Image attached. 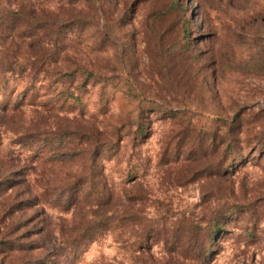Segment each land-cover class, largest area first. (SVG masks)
<instances>
[{
	"label": "rangeland",
	"instance_id": "rangeland-1",
	"mask_svg": "<svg viewBox=\"0 0 264 264\" xmlns=\"http://www.w3.org/2000/svg\"><path fill=\"white\" fill-rule=\"evenodd\" d=\"M17 1L33 13L0 10V152L44 133L27 174L48 259L264 264V0Z\"/></svg>",
	"mask_w": 264,
	"mask_h": 264
},
{
	"label": "trees",
	"instance_id": "trees-1",
	"mask_svg": "<svg viewBox=\"0 0 264 264\" xmlns=\"http://www.w3.org/2000/svg\"><path fill=\"white\" fill-rule=\"evenodd\" d=\"M6 1V5H0V10L4 14L16 16L17 12L21 10H27L29 16L33 13V7L28 2L12 0L14 7H11L9 4L11 1ZM31 32L37 37L35 43L42 46L38 41L43 40L41 38L42 34H38L33 30H29L26 34L32 35ZM22 35H24V32H22ZM58 50L54 49L53 45L48 49H44V52L41 53L42 57L39 58L40 61L34 69L38 71L44 68L45 58L53 62L54 66L58 65L54 59V55ZM62 68H66L64 64L56 71H60ZM66 69L69 70H65L66 72L63 73L59 72V75L66 73L72 79L81 68L77 66ZM43 134L37 129L18 134L19 136L14 143L18 144L20 149H24L23 153L21 150L9 149L3 150L4 153L0 152V264H53V260L48 259L52 249L46 248L45 245L35 239L34 236L40 234L32 232L30 228L32 224L31 211L40 198V195L36 194L34 190L35 177L32 178L31 174H27L28 169L33 167L32 162L36 163L38 158L31 141ZM23 154L26 155L24 160L22 158ZM21 161L24 164L20 166ZM90 181L93 182L91 179ZM105 216L106 218H104ZM109 216L110 214L107 212V214L103 213L99 217H91L90 220L93 221H89L87 224L95 228L101 222H106ZM213 228L218 229V224ZM204 260L205 256L199 254L194 262L201 264V261Z\"/></svg>",
	"mask_w": 264,
	"mask_h": 264
}]
</instances>
